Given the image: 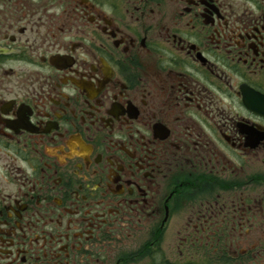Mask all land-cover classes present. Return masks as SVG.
Instances as JSON below:
<instances>
[{"label":"flooded vegetation","instance_id":"af4514ba","mask_svg":"<svg viewBox=\"0 0 264 264\" xmlns=\"http://www.w3.org/2000/svg\"><path fill=\"white\" fill-rule=\"evenodd\" d=\"M262 164L264 0H0V264H264Z\"/></svg>","mask_w":264,"mask_h":264},{"label":"rangeland","instance_id":"374dc122","mask_svg":"<svg viewBox=\"0 0 264 264\" xmlns=\"http://www.w3.org/2000/svg\"><path fill=\"white\" fill-rule=\"evenodd\" d=\"M260 170H261V172H264V165L263 164H262V166H260ZM176 219H178V220H174V222L171 223L170 229H169L170 233H169V235H167V238L164 241L165 248H167V249H168V247L173 248V246L175 244L176 239L174 236V229L182 225V223L180 221L184 222L183 213L180 212L179 215L176 216Z\"/></svg>","mask_w":264,"mask_h":264}]
</instances>
